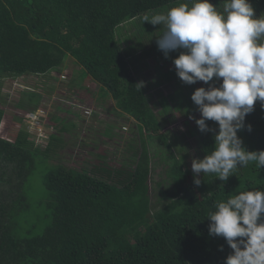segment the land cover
<instances>
[{
  "label": "trees",
  "instance_id": "obj_1",
  "mask_svg": "<svg viewBox=\"0 0 264 264\" xmlns=\"http://www.w3.org/2000/svg\"><path fill=\"white\" fill-rule=\"evenodd\" d=\"M178 3L190 0H0V79L46 76L71 56L136 120L142 133L141 149L129 164L92 172L60 164L50 170L45 177L48 222L33 236H21L15 229L16 218L28 207L21 188L33 152L0 136V264H224L232 250L224 238L209 235L208 212L238 191L264 189V169L252 163L238 168L227 182L201 175L202 184L195 186L184 155L173 150L182 140L175 136L173 141L161 131L141 69L132 65L163 30L144 23V17ZM250 3L255 15L264 12V0ZM129 23L138 28L133 34L127 33ZM162 99L159 113L169 116L179 110L170 99ZM144 134L162 142L171 161L167 184L154 202ZM214 134L201 132L197 124L186 132L196 136L202 159L214 145ZM238 136L249 151L264 150L260 102Z\"/></svg>",
  "mask_w": 264,
  "mask_h": 264
},
{
  "label": "rangeland",
  "instance_id": "obj_2",
  "mask_svg": "<svg viewBox=\"0 0 264 264\" xmlns=\"http://www.w3.org/2000/svg\"><path fill=\"white\" fill-rule=\"evenodd\" d=\"M212 3L218 6L220 2ZM127 29L129 34L138 30L131 23L127 24ZM117 30L121 33L123 27ZM154 43L152 47L141 50L132 65L141 69L142 83L148 94H151L154 110L162 124L161 131L173 141L175 136L182 140L183 148L180 149V144L179 147L174 146L173 150L178 157L184 155L192 172V160L202 157L196 136L186 135L189 127H196L195 119L200 118L191 95L195 89L207 85L203 82L192 85L183 83L173 64L179 52H172L165 58L156 41ZM55 71L51 70L50 75L46 76H33L32 79L38 81L35 87L29 89V86H15V81H12L15 78L0 79V108L3 109L0 112V116L3 114L0 136L25 145L34 156L21 188V193L27 196L28 207L15 220L16 233L21 236L39 234L48 222L45 177L50 170L60 164L90 172L98 171L96 168L106 170L109 166L117 168L124 163H131L135 150L138 153L141 149L142 133L136 120L119 109L112 95L71 56ZM62 71L61 77L65 79L58 75ZM169 94L172 95L168 97ZM161 98L163 101L170 99L172 107L179 110H174L169 116L159 113L162 108L159 103ZM33 114L38 115L37 119H34ZM37 121H44L45 127H38ZM215 129L218 131V125ZM43 135L47 136L46 142L37 144L44 142ZM143 138L152 160L149 185L154 202L159 189L167 184V168L171 161L167 158L169 153L162 142L148 134H144ZM115 181L117 179L112 182Z\"/></svg>",
  "mask_w": 264,
  "mask_h": 264
},
{
  "label": "clouds",
  "instance_id": "obj_3",
  "mask_svg": "<svg viewBox=\"0 0 264 264\" xmlns=\"http://www.w3.org/2000/svg\"><path fill=\"white\" fill-rule=\"evenodd\" d=\"M145 22L162 26L156 43L165 58L179 52L173 64L180 80L207 85L191 95L200 118H190L201 132L215 133L214 145L203 159L192 160L194 185L202 184L201 175L227 182L238 168L252 163L264 169V150L249 151L238 136L257 102L264 106V15H255L250 0H221L218 6L211 0H190L145 16ZM36 123L45 127L44 121ZM43 138L37 144H44L47 136ZM207 220L209 235L224 238L232 250L224 264H264V189L238 191L216 202Z\"/></svg>",
  "mask_w": 264,
  "mask_h": 264
},
{
  "label": "crops",
  "instance_id": "obj_4",
  "mask_svg": "<svg viewBox=\"0 0 264 264\" xmlns=\"http://www.w3.org/2000/svg\"><path fill=\"white\" fill-rule=\"evenodd\" d=\"M56 72V71H55ZM63 73V71L62 72H60V74H62ZM58 74V73H57ZM34 75H28V76H25V77H28L29 79H12V81H15V86L16 85H18V87H25V86H29L30 88H32V87H35V85L37 84V81H38V79H32V77H33ZM69 77V76H68ZM22 78H24V76L22 77ZM44 80H46V79H44ZM11 81V82H12ZM57 83V82H56ZM24 84V85H23ZM10 86H13V84L12 83H10ZM36 89H34V90H31V91H35ZM24 91V90H23ZM22 91V92H23Z\"/></svg>",
  "mask_w": 264,
  "mask_h": 264
},
{
  "label": "built area",
  "instance_id": "obj_5",
  "mask_svg": "<svg viewBox=\"0 0 264 264\" xmlns=\"http://www.w3.org/2000/svg\"><path fill=\"white\" fill-rule=\"evenodd\" d=\"M33 115H34V116H33L34 119H37L38 115H37V114H33Z\"/></svg>",
  "mask_w": 264,
  "mask_h": 264
}]
</instances>
